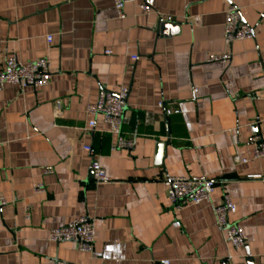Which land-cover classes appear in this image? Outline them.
Returning a JSON list of instances; mask_svg holds the SVG:
<instances>
[{
    "label": "crops",
    "instance_id": "1",
    "mask_svg": "<svg viewBox=\"0 0 264 264\" xmlns=\"http://www.w3.org/2000/svg\"><path fill=\"white\" fill-rule=\"evenodd\" d=\"M232 4L254 37L228 46ZM125 14L114 0H0V72L10 55L52 68L44 88L0 92V264H264V158L250 143L264 138L262 0H137ZM223 53L228 66L208 62ZM121 87L134 147L114 152L100 116L89 130L87 108L101 89ZM96 160L109 182H96ZM195 176L216 182L212 204L176 210L167 179ZM224 193L238 206L240 250L216 225ZM82 217L96 227L92 254L49 241L51 229Z\"/></svg>",
    "mask_w": 264,
    "mask_h": 264
},
{
    "label": "built area",
    "instance_id": "2",
    "mask_svg": "<svg viewBox=\"0 0 264 264\" xmlns=\"http://www.w3.org/2000/svg\"><path fill=\"white\" fill-rule=\"evenodd\" d=\"M136 1L137 0H114V8L118 16L121 19L126 18V5L135 3ZM262 6L264 9V0H262ZM139 8L145 13H152L154 11V8L147 3H142ZM253 37L254 30L252 26L243 22L241 9L233 4L230 5L226 11V22L224 27L225 44L231 46L236 42L249 40ZM47 40L51 42L52 36H49ZM106 53L110 54L111 52L108 51ZM137 59V56L132 57L133 61ZM231 61V53L214 54L208 58V62L210 63L219 62L225 66H228ZM51 69V63L47 58L24 63L15 55H10L5 62L4 69L0 72V92H2L7 85L18 86L22 89L44 88L50 83L52 77ZM129 92L130 90L127 87H121L116 92H111L103 88L99 92L97 101L90 104L87 108V112L93 116V119L88 124L89 130L94 131L96 126L95 118L100 116L103 122L109 126V133L115 137L116 141L112 146V151L114 152L120 150L130 151L134 147L133 140L126 138L122 131L124 111L127 105ZM194 93H197V90H194ZM159 107L163 108L164 104L160 103ZM168 113H171V111ZM250 143L254 146L253 158L255 160L264 158V138L255 133L250 138ZM83 149L91 156H95L92 146L86 145ZM236 160L238 163L242 164L248 163L249 161L239 157H237ZM91 170L97 183L110 181L100 161L96 160L92 162ZM249 178L259 179L261 177L252 176ZM166 185L169 201L176 210H181L187 204H212L216 182L206 176L169 177L166 181ZM44 190L45 188L43 185H39L36 188L37 192H42ZM4 204L5 201L1 200L0 207ZM213 210L216 225L223 235L224 243L235 250H240L245 247L246 236L243 227L239 223L231 221V217L238 211V206L232 198L227 193H224L221 204L213 205ZM29 216L30 214H28V217ZM48 238L50 242L55 244L65 242L75 243L79 251L92 254L96 240V227L89 217H82L66 226L51 229ZM232 259V256L229 255L227 262L231 263ZM161 264H170V262L168 260H163Z\"/></svg>",
    "mask_w": 264,
    "mask_h": 264
},
{
    "label": "water",
    "instance_id": "3",
    "mask_svg": "<svg viewBox=\"0 0 264 264\" xmlns=\"http://www.w3.org/2000/svg\"><path fill=\"white\" fill-rule=\"evenodd\" d=\"M159 148H162V145H160V147Z\"/></svg>",
    "mask_w": 264,
    "mask_h": 264
}]
</instances>
